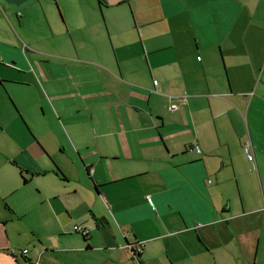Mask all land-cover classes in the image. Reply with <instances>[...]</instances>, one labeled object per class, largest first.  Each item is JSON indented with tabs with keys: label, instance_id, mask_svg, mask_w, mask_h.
Instances as JSON below:
<instances>
[{
	"label": "crops",
	"instance_id": "crops-1",
	"mask_svg": "<svg viewBox=\"0 0 264 264\" xmlns=\"http://www.w3.org/2000/svg\"><path fill=\"white\" fill-rule=\"evenodd\" d=\"M48 1L0 0V264H264V0Z\"/></svg>",
	"mask_w": 264,
	"mask_h": 264
},
{
	"label": "built area",
	"instance_id": "built-area-1",
	"mask_svg": "<svg viewBox=\"0 0 264 264\" xmlns=\"http://www.w3.org/2000/svg\"><path fill=\"white\" fill-rule=\"evenodd\" d=\"M0 61H2V58L0 57ZM154 84L157 85L158 84V80H154ZM173 108H176L177 107V104H173L172 105ZM196 148H198L196 146ZM243 149H244V152L245 154L247 155V158L250 160V161H254L255 157H254V154H253V145H252V142L251 141H247L244 145H243ZM198 151H200V149L198 148ZM75 229L76 230H79L81 231L82 235H88L89 233V230L85 227H82V226H75ZM135 250L136 252H141L142 251V244H138V245H135ZM28 252V249H24L23 250V253H27Z\"/></svg>",
	"mask_w": 264,
	"mask_h": 264
},
{
	"label": "rangeland",
	"instance_id": "rangeland-1",
	"mask_svg": "<svg viewBox=\"0 0 264 264\" xmlns=\"http://www.w3.org/2000/svg\"><path fill=\"white\" fill-rule=\"evenodd\" d=\"M48 4H50L53 7L55 13L58 14V16L60 17V19L61 18H62V20L65 19L64 14H63V8L59 4V0H51L50 3L48 1ZM40 25L42 27H45L49 31V34H52V35H49V37H48V40L49 41L57 40V36H53V31H51V28L49 26H43L42 22L40 23ZM64 38H65V36H64ZM30 250H34L32 244H30ZM209 260H210V264H212L213 258L212 257H209ZM162 261H164V260H162ZM201 263L202 264H205V261L204 262H201Z\"/></svg>",
	"mask_w": 264,
	"mask_h": 264
},
{
	"label": "flooded vegetation",
	"instance_id": "flooded-vegetation-1",
	"mask_svg": "<svg viewBox=\"0 0 264 264\" xmlns=\"http://www.w3.org/2000/svg\"><path fill=\"white\" fill-rule=\"evenodd\" d=\"M26 178H24V180H25ZM27 180V179H26ZM76 226V225H75ZM77 226H81V225H77ZM74 231L75 232H77V233H79V234H82L81 233V231H79V230H76L75 229V227H74ZM127 248L130 250V252H131V254H132V256L135 258V259H139V255L141 254V252H136V250H135V246L133 245V244H130L129 243V245L127 244ZM22 255L23 256H26L27 254L26 253H23V251H22ZM26 262H28V264H38L39 263V261H37V262H35V263H33L31 260H26Z\"/></svg>",
	"mask_w": 264,
	"mask_h": 264
},
{
	"label": "trees",
	"instance_id": "trees-1",
	"mask_svg": "<svg viewBox=\"0 0 264 264\" xmlns=\"http://www.w3.org/2000/svg\"><path fill=\"white\" fill-rule=\"evenodd\" d=\"M25 181H27V180L25 179ZM83 236H85L84 238L88 242L89 241L88 235H83Z\"/></svg>",
	"mask_w": 264,
	"mask_h": 264
}]
</instances>
